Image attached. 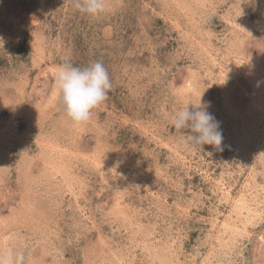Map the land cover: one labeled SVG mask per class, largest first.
Instances as JSON below:
<instances>
[{
    "label": "rangeland",
    "instance_id": "1",
    "mask_svg": "<svg viewBox=\"0 0 264 264\" xmlns=\"http://www.w3.org/2000/svg\"><path fill=\"white\" fill-rule=\"evenodd\" d=\"M0 36V249L25 264H264V0H107L99 16L0 0ZM65 59L110 75L85 124L55 86ZM200 98L223 151L170 123Z\"/></svg>",
    "mask_w": 264,
    "mask_h": 264
},
{
    "label": "clouds",
    "instance_id": "2",
    "mask_svg": "<svg viewBox=\"0 0 264 264\" xmlns=\"http://www.w3.org/2000/svg\"><path fill=\"white\" fill-rule=\"evenodd\" d=\"M73 4L77 10L90 16H99L107 11V0H73ZM4 43V38L0 36V47L4 48ZM54 79L64 113L74 124L87 123L93 110L107 99L112 88L109 72L101 61L81 68L74 66L70 59H65L57 67ZM209 107L210 102H203L200 98L199 103H189L175 111L170 123L176 130L187 134L184 139L187 146L199 145L202 148L211 145L217 151H223L221 122L208 111ZM0 264H25L24 253L0 249Z\"/></svg>",
    "mask_w": 264,
    "mask_h": 264
},
{
    "label": "bare ground",
    "instance_id": "3",
    "mask_svg": "<svg viewBox=\"0 0 264 264\" xmlns=\"http://www.w3.org/2000/svg\"><path fill=\"white\" fill-rule=\"evenodd\" d=\"M236 208L238 209V213H244L243 211L246 210L249 214L251 213V217H249L248 215H246V218L248 219V221L252 220V218H255L256 215H259V210L255 208V210L251 207L250 202L248 201L247 197H244L243 195H241L239 197V199L236 200ZM225 223V222H224ZM225 229H230L231 227L233 228V232L238 231L239 226L236 225H231L229 224V222H226L225 224ZM245 229V226H244Z\"/></svg>",
    "mask_w": 264,
    "mask_h": 264
}]
</instances>
